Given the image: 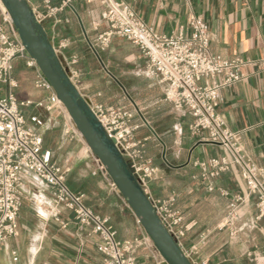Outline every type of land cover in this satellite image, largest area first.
I'll return each instance as SVG.
<instances>
[{"label": "crops", "instance_id": "obj_1", "mask_svg": "<svg viewBox=\"0 0 264 264\" xmlns=\"http://www.w3.org/2000/svg\"><path fill=\"white\" fill-rule=\"evenodd\" d=\"M45 1L53 8H60L63 3V0H26L39 15L46 13ZM119 1L160 35L182 33L188 37L189 16L201 15L210 33L211 53L226 59L239 57L246 62L243 81L221 91L216 110L226 127L240 135L245 154L263 171L264 183V0ZM101 11L98 0H74L54 18L41 22L55 47L66 41L67 47L59 54L66 60L76 57L72 68L78 74L75 88L79 96L87 105L126 106L132 110L123 87L160 138L164 148L145 125L136 133L137 138H146L142 147L144 158L159 169L157 176L148 182L152 199L160 202L173 199L172 210L190 228L182 244L191 264H264V220L256 221V198L246 196L239 170L234 168L205 181L194 166L196 162L223 157L224 150L207 142L204 133L191 134V118L185 110L164 101V88L156 77L146 73L147 60L137 47L114 38L107 49L98 51V56L89 50L83 33L94 41L107 29L105 24H100L97 30L93 28L100 23ZM12 77L17 83L13 93L19 103H36L49 97L48 91L36 88L37 69L27 67L25 61L14 62ZM20 112L26 118L37 115L50 119L51 124L40 130L44 147L52 151L57 164V151L66 145L68 166L72 157L69 151L74 149L75 141L65 134L64 117L48 116L32 106L21 107ZM133 122L141 124V118L135 116ZM46 132L57 136L55 144L45 143ZM85 148L86 145L80 151L84 156L77 153L76 161L70 164L66 174L68 189L82 196L83 205L93 214L108 220L117 241L141 240L142 245L134 253L135 264H170L147 239L119 191L98 174L94 155ZM163 149L165 160L161 157ZM23 184L18 235L0 251V264H105L104 256L97 251L98 235L91 227L81 226L73 211L60 207L59 221L63 225L46 218L45 209L54 198L53 189L30 176L23 177ZM237 198L242 200L230 219L228 206Z\"/></svg>", "mask_w": 264, "mask_h": 264}, {"label": "built area", "instance_id": "obj_2", "mask_svg": "<svg viewBox=\"0 0 264 264\" xmlns=\"http://www.w3.org/2000/svg\"><path fill=\"white\" fill-rule=\"evenodd\" d=\"M72 1L74 0H63L60 8H53L45 1L44 15H39L33 10L32 12L37 23L41 25L44 19L54 18L63 7H69ZM98 2L102 7L100 23L94 24L93 28L97 30L100 24H105L107 29L94 41L83 33L89 50L98 56V51L107 49L114 38L123 39L137 47L147 60L146 73L156 77L163 86L164 101L175 108L185 110L191 118V134L198 136L204 133L207 142L224 150V156L221 158L194 163L200 171L201 179L213 180L222 173L237 168L245 185L246 196L256 198V221L264 220L263 171L245 154L240 135L226 127L225 121L216 110L221 101V91L243 81L242 69L246 62L239 57L226 59L211 53L210 33L201 15L189 16L188 37L182 33L160 35L141 21L123 1ZM46 37L61 69L75 87L78 74L72 67L77 62L76 57L64 59L59 51L67 47L66 41H61L55 47L47 34ZM16 60H23L27 67L37 69L36 88L50 93L45 101H17L13 93L17 83L12 77ZM30 106L48 116L61 115L68 118L64 106L20 41L7 10L4 12L0 8V251L6 247L9 240L18 235L17 217L23 198V177L30 176L54 191L53 202L45 209L46 218H52L63 225L59 221L60 207L73 211L81 226L91 227L93 233L98 235L100 243L97 245V251L104 256L105 264H135L133 254L142 245L141 240L117 241L116 233L108 220L93 214L83 205L82 196L68 189L65 175L68 170H63L54 162L52 151L44 147L40 132L51 124V121L37 115L24 117L20 108ZM87 106L106 139L119 153L135 183L150 201L160 222L189 260V254L184 250L182 241L190 228L184 225L182 216L172 210L174 200L160 202L152 199L150 195L148 182L157 176L159 169L151 164L150 159L143 156L142 147L146 138L139 139L136 133L144 123L142 120L141 124L133 122L135 116H139L138 113L132 105V110L126 106L93 103ZM68 123L70 127L65 134L80 136L69 120ZM94 161L98 174L109 182L112 189L118 190L95 156ZM208 190L212 191V188L209 187ZM241 200L237 198L228 206L227 217L234 218ZM191 251L195 252V247H192Z\"/></svg>", "mask_w": 264, "mask_h": 264}, {"label": "water", "instance_id": "obj_3", "mask_svg": "<svg viewBox=\"0 0 264 264\" xmlns=\"http://www.w3.org/2000/svg\"><path fill=\"white\" fill-rule=\"evenodd\" d=\"M1 2L5 6L27 53L50 84L82 136L84 143L103 165L154 246L170 264H191L160 222L150 201L135 183L115 147L106 139L87 104L81 99L76 88L68 81L52 46L47 41L42 26L37 23L26 0H1ZM121 89L124 91L123 87ZM126 97L144 125L164 148V144L144 119L136 104L127 94ZM161 157L165 160V149H163Z\"/></svg>", "mask_w": 264, "mask_h": 264}, {"label": "rangeland", "instance_id": "obj_4", "mask_svg": "<svg viewBox=\"0 0 264 264\" xmlns=\"http://www.w3.org/2000/svg\"><path fill=\"white\" fill-rule=\"evenodd\" d=\"M139 90V89H138ZM123 92H125L126 93V91H125V89H124V91ZM127 94V93H126ZM130 102V101H129ZM131 104V103H130ZM129 104V105H130ZM132 105V104H131ZM130 105V106H131ZM67 112V111H66ZM67 116H68V118H63L62 119V122L65 124V128L66 129H68L69 127H70V125H69V123H68V120L71 122V124L73 125V127L76 129V127H75V125H74V123L72 122V120H71V118L69 117V115H68V113H67ZM77 130V129H76ZM79 133V132H78ZM80 134V133H79ZM70 136H72V135H70ZM81 136V135H80ZM79 135H77L76 134V136H74V143H73V148L74 149H71V151H69V152H71L70 154H71V158H70V162L68 163V166H67V164H66V160H67V158L69 157L68 156V154H66V145H62L59 149H58V151H57V158H58V160H59V162L57 163L58 164V166L60 167V168H62L63 170H68L69 168H70V164L71 163H74V161H76V158H77V153H79L81 150H82V147H85V143H84V140L82 139V136L80 137ZM56 139H57V136L55 135L54 136V134H51V133H49V132H46V134L44 135V140H45V143L48 145V146H50L51 144H55L56 143ZM53 140H55L54 141V143H52L53 142ZM76 140H78L79 142H77ZM87 146V145H86ZM86 149V148H85ZM87 151H89L88 150V147H87V149H86ZM73 152V153H72ZM81 154H78L80 157L81 156H84V154H83V152H80ZM73 154V155H72ZM99 161V160H98ZM68 173V172H67ZM66 173V174H67ZM65 174V175H66ZM72 177V176H71ZM136 255V254H135ZM134 254H133V257L135 256Z\"/></svg>", "mask_w": 264, "mask_h": 264}, {"label": "bare ground", "instance_id": "obj_5", "mask_svg": "<svg viewBox=\"0 0 264 264\" xmlns=\"http://www.w3.org/2000/svg\"><path fill=\"white\" fill-rule=\"evenodd\" d=\"M0 8L2 9V11H6V8H5V6L2 4V2L0 1ZM88 150H89V148H88ZM90 151V150H89Z\"/></svg>", "mask_w": 264, "mask_h": 264}]
</instances>
